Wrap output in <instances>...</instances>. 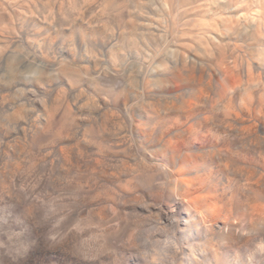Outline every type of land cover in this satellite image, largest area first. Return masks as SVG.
Instances as JSON below:
<instances>
[{
	"label": "rangeland",
	"instance_id": "374dc122",
	"mask_svg": "<svg viewBox=\"0 0 264 264\" xmlns=\"http://www.w3.org/2000/svg\"><path fill=\"white\" fill-rule=\"evenodd\" d=\"M0 264H264V0H0Z\"/></svg>",
	"mask_w": 264,
	"mask_h": 264
}]
</instances>
